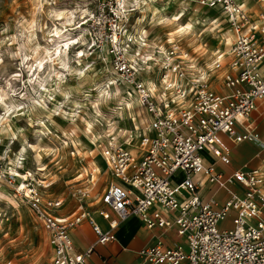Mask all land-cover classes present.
I'll list each match as a JSON object with an SVG mask.
<instances>
[{
  "label": "rangeland",
  "instance_id": "rangeland-1",
  "mask_svg": "<svg viewBox=\"0 0 264 264\" xmlns=\"http://www.w3.org/2000/svg\"><path fill=\"white\" fill-rule=\"evenodd\" d=\"M102 1L0 0V92L7 104L0 102V159L12 169L19 159V173L29 171L50 183L46 196L64 199L66 212L77 207V188L86 187L96 196L116 181L104 157L111 142L124 141L132 131L148 133L151 125L152 114L139 91L118 73L108 49L96 47L91 40L90 20ZM118 3L125 15L121 37L127 56L156 101L166 91L168 58L185 72L184 77L172 73L175 86L168 95L173 99L178 95L176 86L198 78L216 91H225L224 73L215 63L219 55L223 64L229 60L234 33L221 9L200 0ZM182 11L176 21L175 15ZM57 14H63L62 19ZM55 31H71L74 42L64 45L60 56L48 58L57 46ZM40 60H47L41 74L47 87L44 93L39 78L31 75ZM148 81L154 86H148ZM223 225L231 226L230 222ZM48 241L37 215L0 178V264L42 261Z\"/></svg>",
  "mask_w": 264,
  "mask_h": 264
},
{
  "label": "built area",
  "instance_id": "built-area-1",
  "mask_svg": "<svg viewBox=\"0 0 264 264\" xmlns=\"http://www.w3.org/2000/svg\"><path fill=\"white\" fill-rule=\"evenodd\" d=\"M200 1L221 9L236 36L229 62L223 64V55H219L215 63L216 69L229 68L223 76L229 89L226 93L198 78L189 85L176 86L178 95L173 99L168 95L169 88L175 86L172 73L184 77L185 72L168 58L163 79L166 91L156 101L127 56V44L121 37L125 15L118 0L100 2L90 20L94 45L108 49L118 73L139 91L152 114L148 133L129 132L124 141L111 142L104 151L116 178L102 193V201L117 215L111 219L108 211L102 212L110 219V230L102 229L87 209L86 187L74 191L78 209L62 216L59 210L64 199L45 194L50 183L29 171L19 173V159L14 169L0 159V178L37 215L49 234V264H87L94 244L79 252L71 234V228L85 219L91 223L97 243L103 244L114 240L113 230L119 222L133 215H139L149 229L177 227L184 240L167 246L161 236L156 237L153 245L139 251L142 262L138 264H264V168H239L225 175L216 172L213 165L206 166L203 156L207 148L224 162L230 161L220 133L235 142L261 141L247 120L256 100L264 99V0H255L262 6L257 15L246 0ZM241 5L245 7L241 9ZM238 123L243 126L242 133L237 130ZM204 177L220 188L240 183L246 191L232 190L222 202L214 196L206 198ZM21 185L24 188L18 190ZM227 219H231V226L222 224Z\"/></svg>",
  "mask_w": 264,
  "mask_h": 264
},
{
  "label": "crops",
  "instance_id": "crops-1",
  "mask_svg": "<svg viewBox=\"0 0 264 264\" xmlns=\"http://www.w3.org/2000/svg\"><path fill=\"white\" fill-rule=\"evenodd\" d=\"M246 2L250 6L249 8L254 10L255 15H257L262 9L261 4L255 0H246ZM233 36L235 40V34H233ZM229 60L226 62H229ZM221 70L225 74L228 72L229 68L223 66L221 67ZM224 88L225 91L220 92L226 93L229 91L225 86ZM256 104V108L253 110L247 121L251 127L255 128L256 132H258L261 141L246 139L240 142H235L227 134L220 133V139H222L228 148L226 152L228 153L230 161L224 162L221 157L219 158L218 156H215L209 151V149L205 148L203 149V156L205 157L206 166L213 165L216 172H222L225 175L232 174L239 168H264V146L262 145L264 142V99H257ZM237 130L239 133L243 132V126L240 123L237 125ZM203 185L206 198L214 196L220 202L227 199L232 190L237 193H244L246 191L245 187L240 183L220 188L218 185L210 183L207 177H204ZM106 188L96 196H91L88 192L89 195L87 197L86 207L92 212L100 227L107 231L111 229L110 219L103 216V210L110 213L111 219L117 218V215L115 211L102 201V193ZM131 190L136 192L133 188H131ZM78 206L79 204H77L75 210L68 212L64 210L63 206L59 212L62 216H67L68 214L75 212L78 209ZM227 222H230V225L232 223L231 219H227L222 222V224ZM71 229L74 246L77 251L85 252L89 245L94 244L95 246L94 251L87 258V264H138L142 262V257L139 254V251L143 247L153 245L156 237L161 236L164 244L167 246L183 243L184 241L183 238L179 236L177 227H171L168 229L155 227L154 229H149L144 225L139 215L130 216L126 220L119 222V225L113 230L115 239L103 244L97 243V235L94 232V229H92L91 223L88 219H85L84 222ZM47 247V256L44 257L42 261L35 262V264H49L52 253V247H50L49 241Z\"/></svg>",
  "mask_w": 264,
  "mask_h": 264
},
{
  "label": "bare ground",
  "instance_id": "bare-ground-1",
  "mask_svg": "<svg viewBox=\"0 0 264 264\" xmlns=\"http://www.w3.org/2000/svg\"><path fill=\"white\" fill-rule=\"evenodd\" d=\"M183 15H184V12L182 11V12L176 14L175 17H174V19L176 21H179L182 18ZM216 22H217V18L215 19L214 23H216ZM187 27L190 28V30L193 29V25H191V27H189V26H187ZM226 36H227V39L228 40L232 41V36H231V34L229 32H226ZM57 37H56L57 39L55 40L57 46H56L54 52H52L50 56L48 55V58H51L53 54H56L57 50H59V53H61L62 48H63L64 45H67V47H68L72 42H74L73 39H74L75 35H72V33L70 31V32H63V34L60 33V35H57ZM59 56H60V54H59ZM27 62H29V61H27ZM46 62H47V60L45 62H43L42 60H40V62L38 63V65H36V67L31 72V75H35V79L39 78V81H40V88H39V90H40V92H43V93L44 92H47V87L43 83L42 76H41V74L45 70V63ZM32 67H33V63L31 64V68ZM16 75H17V73H16ZM31 83L34 86L36 85V81L35 80L31 81ZM147 83L149 84L148 86H151V87L154 86L153 82H151V81H148ZM41 85H43V87H41ZM0 100H1L0 102L3 104V106L7 105L6 104L5 97H4V94H2L1 92H0ZM39 169L40 170H44L45 167L40 166Z\"/></svg>",
  "mask_w": 264,
  "mask_h": 264
},
{
  "label": "clouds",
  "instance_id": "clouds-1",
  "mask_svg": "<svg viewBox=\"0 0 264 264\" xmlns=\"http://www.w3.org/2000/svg\"><path fill=\"white\" fill-rule=\"evenodd\" d=\"M245 7V5H241V9H243ZM62 15L63 14H57V16H56V18L57 19H62ZM189 27H191V25H189ZM180 31H184V29H180ZM53 35H60V32H58V31H55V32H53L52 33ZM65 47H67V45H65ZM163 50V49H162ZM59 50H57V52H56V55L57 56H59ZM48 55L50 56L51 55V53H48ZM78 55H83V53L81 52V53H78ZM220 59H223V57H221ZM61 67L62 68H66L67 67V65H65V64H61ZM209 67H213V65H209ZM85 71H87L86 69H85ZM85 71H81L80 73H79V75L80 76H83L84 74H85ZM203 78V77H202ZM41 87H43V85H41ZM129 107H131V105H129ZM89 127H91V125H89ZM97 171H99V169H97ZM27 177H25V179H26ZM77 179L79 180V179H81V177H77ZM92 180L93 181H95L96 180V177L95 176H92ZM48 185H46V187H47ZM24 188V185H21L20 186V189H18V190H22ZM77 259H79V258H77Z\"/></svg>",
  "mask_w": 264,
  "mask_h": 264
}]
</instances>
